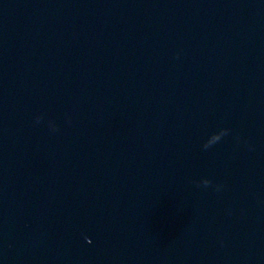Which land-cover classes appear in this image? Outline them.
I'll list each match as a JSON object with an SVG mask.
<instances>
[{
	"label": "water",
	"instance_id": "water-1",
	"mask_svg": "<svg viewBox=\"0 0 264 264\" xmlns=\"http://www.w3.org/2000/svg\"><path fill=\"white\" fill-rule=\"evenodd\" d=\"M0 264H264V0H0Z\"/></svg>",
	"mask_w": 264,
	"mask_h": 264
},
{
	"label": "clouds",
	"instance_id": "clouds-1",
	"mask_svg": "<svg viewBox=\"0 0 264 264\" xmlns=\"http://www.w3.org/2000/svg\"><path fill=\"white\" fill-rule=\"evenodd\" d=\"M36 119L39 120V116H37ZM49 127L50 129L55 130L56 125L52 121H49ZM216 187H219V185H217Z\"/></svg>",
	"mask_w": 264,
	"mask_h": 264
}]
</instances>
